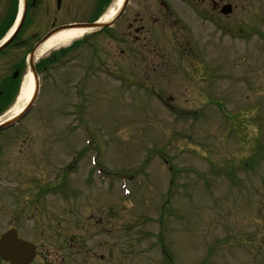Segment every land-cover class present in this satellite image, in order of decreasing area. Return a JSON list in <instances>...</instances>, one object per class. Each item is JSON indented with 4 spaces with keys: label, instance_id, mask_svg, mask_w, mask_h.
<instances>
[{
    "label": "rangeland",
    "instance_id": "obj_1",
    "mask_svg": "<svg viewBox=\"0 0 264 264\" xmlns=\"http://www.w3.org/2000/svg\"><path fill=\"white\" fill-rule=\"evenodd\" d=\"M234 2L235 34L203 26L163 87L105 34L40 72L33 108L0 135V234L35 243L32 264H264V0ZM94 4L43 8L22 36L31 45L51 13L79 22ZM27 48L0 56V87Z\"/></svg>",
    "mask_w": 264,
    "mask_h": 264
},
{
    "label": "flooded vegetation",
    "instance_id": "obj_2",
    "mask_svg": "<svg viewBox=\"0 0 264 264\" xmlns=\"http://www.w3.org/2000/svg\"><path fill=\"white\" fill-rule=\"evenodd\" d=\"M64 0H62L63 2ZM235 0H122L118 8H122L116 21L101 31L108 39L122 47L128 53L124 60L131 61L132 67L143 61L144 72L159 79L151 86H162L158 82H171V78H181L185 74L182 63L183 55L192 54V46L198 44L204 36L203 26L208 30L205 34L228 33L231 26L228 19L235 13ZM113 0H94V8H108ZM55 4V3H54ZM48 5V3H47ZM28 8H39L41 0H28ZM56 7L58 5H55ZM63 4L58 8H62ZM13 3L8 8H12ZM74 7V6H73ZM248 8V7H246ZM8 9L0 23L10 26L13 15ZM21 50L26 47V40L22 30L11 43ZM18 50V51H19ZM27 50V49H26ZM21 53L19 61L26 54ZM195 52V60H198ZM129 56V57H128ZM19 57L16 53L12 60ZM13 61L16 66L12 77L18 78L20 73L19 62ZM192 66L189 68V71ZM148 79V78H147Z\"/></svg>",
    "mask_w": 264,
    "mask_h": 264
},
{
    "label": "water",
    "instance_id": "obj_3",
    "mask_svg": "<svg viewBox=\"0 0 264 264\" xmlns=\"http://www.w3.org/2000/svg\"><path fill=\"white\" fill-rule=\"evenodd\" d=\"M76 26H84V27H94V28H100L105 26V24H77V25H71V26H63L56 28L49 32L47 35H45L33 48L29 55V62L31 66V71L35 77L36 81V91L35 94L31 100V102L27 105L26 109L21 112L17 117H15L12 120H9L3 124L0 125V129H5L15 122H17L19 119H21L31 108L33 101L36 98L37 95V88H38V76L35 71V64L34 59L37 54V51L39 50L40 46L51 36H53L56 32L64 29V28H70V27H76ZM6 44H3V46L0 47V50L5 46ZM36 256V246L30 242H27L17 236V231L15 229H10L2 236L0 237V257L4 259L5 261H9L11 264H30Z\"/></svg>",
    "mask_w": 264,
    "mask_h": 264
},
{
    "label": "bare ground",
    "instance_id": "obj_4",
    "mask_svg": "<svg viewBox=\"0 0 264 264\" xmlns=\"http://www.w3.org/2000/svg\"><path fill=\"white\" fill-rule=\"evenodd\" d=\"M121 3L122 0H115L113 5L103 15L101 20L102 21L111 20V18L116 14L118 7L120 6ZM15 28L16 25L12 30L14 31ZM90 30L91 29L89 28L76 27V28L64 29L59 31L58 33L48 38L45 41V43H43V45L41 46L38 52L37 60H39L38 58L47 56L49 53H51L54 50L70 45L75 40L82 38ZM6 40L7 38L4 41ZM34 91H35L34 77L29 69L23 77V81L20 90L18 92V95L16 96L14 104L4 114V116L0 118V121L3 119L15 117L19 115L21 112H23L26 109L28 102L31 100Z\"/></svg>",
    "mask_w": 264,
    "mask_h": 264
},
{
    "label": "trees",
    "instance_id": "obj_5",
    "mask_svg": "<svg viewBox=\"0 0 264 264\" xmlns=\"http://www.w3.org/2000/svg\"><path fill=\"white\" fill-rule=\"evenodd\" d=\"M41 64H43L41 62ZM39 67V65H38ZM15 88L11 87L9 89H7V91L0 93V113L6 108V106L8 105L10 98L14 95ZM6 97H8V99H6Z\"/></svg>",
    "mask_w": 264,
    "mask_h": 264
}]
</instances>
